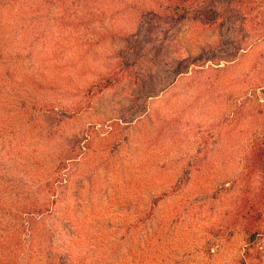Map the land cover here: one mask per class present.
<instances>
[{
	"label": "rangeland",
	"instance_id": "374dc122",
	"mask_svg": "<svg viewBox=\"0 0 264 264\" xmlns=\"http://www.w3.org/2000/svg\"><path fill=\"white\" fill-rule=\"evenodd\" d=\"M168 4L0 0V155L23 151L44 180L60 168L46 222L82 256L264 264V178L249 172L264 155V44L236 14L176 21ZM28 164L1 160L0 188Z\"/></svg>",
	"mask_w": 264,
	"mask_h": 264
},
{
	"label": "trees",
	"instance_id": "16d2710c",
	"mask_svg": "<svg viewBox=\"0 0 264 264\" xmlns=\"http://www.w3.org/2000/svg\"><path fill=\"white\" fill-rule=\"evenodd\" d=\"M167 2L169 9L166 8V12L172 11L171 18H178L179 21L193 15L199 22L215 26L218 21H220L218 25L225 22L222 11L236 14L239 16L240 28H244V41L264 44V0H167ZM22 152L12 151L10 147L0 155V161L18 158L25 168L29 163L25 174L19 176L15 182H10L9 187L0 188V264H133L128 257L111 260L108 256L105 260H100L96 256L89 257L84 254L82 256L76 253L74 247L83 241L77 240L74 233H71V236L68 234L70 228L75 227L70 224L65 225L69 239L60 240L64 236L63 230L53 223L46 222L59 197L58 191L62 188L60 185L62 180H58L53 174L60 168L56 167L54 171V167L51 168L50 174L54 178L44 180L43 170L34 166L28 159L21 160ZM262 157L260 160H250L249 172L260 171L258 173L264 178V155ZM39 165L43 167V164ZM258 225L259 221L256 219L246 222L250 243L254 242L255 236L259 233Z\"/></svg>",
	"mask_w": 264,
	"mask_h": 264
}]
</instances>
